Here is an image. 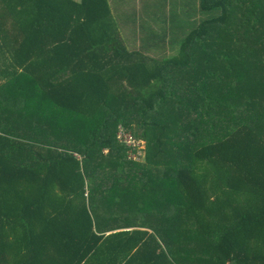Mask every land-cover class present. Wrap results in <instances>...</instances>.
Segmentation results:
<instances>
[{"label":"trees","instance_id":"trees-1","mask_svg":"<svg viewBox=\"0 0 264 264\" xmlns=\"http://www.w3.org/2000/svg\"><path fill=\"white\" fill-rule=\"evenodd\" d=\"M201 9L150 57L107 0H0V264H264V0Z\"/></svg>","mask_w":264,"mask_h":264},{"label":"crops","instance_id":"crops-1","mask_svg":"<svg viewBox=\"0 0 264 264\" xmlns=\"http://www.w3.org/2000/svg\"><path fill=\"white\" fill-rule=\"evenodd\" d=\"M107 2L115 27L127 48L150 57L177 53L183 38L206 16L201 9V0ZM152 224L148 223V228L142 229L153 232ZM134 228L136 227L127 229ZM133 264L139 263L134 261Z\"/></svg>","mask_w":264,"mask_h":264},{"label":"built area","instance_id":"built-area-1","mask_svg":"<svg viewBox=\"0 0 264 264\" xmlns=\"http://www.w3.org/2000/svg\"><path fill=\"white\" fill-rule=\"evenodd\" d=\"M124 139L129 145H132V146H134V148L138 149L137 154L134 155V158L138 160L140 158V156H141V151L140 150L143 148L142 142L135 141L134 138H132V137H130L128 135H126V138H124ZM124 139H122V140H124Z\"/></svg>","mask_w":264,"mask_h":264},{"label":"rangeland","instance_id":"rangeland-1","mask_svg":"<svg viewBox=\"0 0 264 264\" xmlns=\"http://www.w3.org/2000/svg\"><path fill=\"white\" fill-rule=\"evenodd\" d=\"M144 219V218H143Z\"/></svg>","mask_w":264,"mask_h":264}]
</instances>
